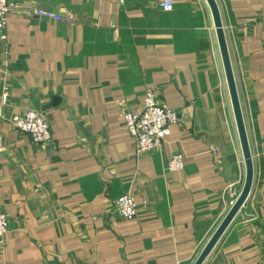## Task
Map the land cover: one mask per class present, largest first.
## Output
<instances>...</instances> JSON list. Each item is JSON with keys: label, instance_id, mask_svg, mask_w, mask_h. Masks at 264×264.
Listing matches in <instances>:
<instances>
[{"label": "crops", "instance_id": "crops-1", "mask_svg": "<svg viewBox=\"0 0 264 264\" xmlns=\"http://www.w3.org/2000/svg\"><path fill=\"white\" fill-rule=\"evenodd\" d=\"M215 1L253 175L201 264H264V0ZM18 2L0 41V204L10 215L0 264H193L245 180L207 1L174 0L171 11L158 0ZM149 86L182 119L160 150L138 153L121 108L140 111ZM26 109L49 119L44 150L9 121ZM178 150L184 166L168 171ZM125 193L138 207L131 219L111 213Z\"/></svg>", "mask_w": 264, "mask_h": 264}, {"label": "built area", "instance_id": "built-area-1", "mask_svg": "<svg viewBox=\"0 0 264 264\" xmlns=\"http://www.w3.org/2000/svg\"><path fill=\"white\" fill-rule=\"evenodd\" d=\"M173 5L174 0H158V6L164 11H171ZM20 8L21 4L18 0H0V41L6 39L8 13L12 10L19 11ZM39 13L49 20L64 19L61 14L47 9L39 10ZM66 17L67 19L72 18L71 15ZM260 21L264 26V14L261 15ZM6 97L7 92H4L2 99L4 100ZM142 106L140 111L122 106L123 125L133 139L136 152L149 153L160 150L165 138L170 133V126L181 122V115L178 110L167 106L161 101L155 86L146 88L142 97ZM9 121L19 132L29 135L38 150H44L52 141L49 119L42 111L26 109L20 113L12 114ZM183 166L184 153L180 150L175 151L167 159L166 167L168 171L180 170ZM111 205V213H115L124 219L134 218L138 214V207L133 197L128 193L113 199ZM9 225L10 215L0 204L1 249L5 244V235L9 230Z\"/></svg>", "mask_w": 264, "mask_h": 264}, {"label": "water", "instance_id": "water-1", "mask_svg": "<svg viewBox=\"0 0 264 264\" xmlns=\"http://www.w3.org/2000/svg\"><path fill=\"white\" fill-rule=\"evenodd\" d=\"M211 13L213 17L215 32L218 40L219 50L222 58V64L224 68V73L226 77V82L229 89L231 104L233 108V113L236 121V126L238 130V136L241 144L242 154L244 158L245 163V180L243 187L234 200L233 204L231 205L229 211L223 218V220L220 222V224L217 226L214 233L211 235L209 240L206 242L202 250L200 251L199 255L193 262V264H201L202 261L205 259V257L208 255V253L211 251L215 243L218 241L219 237L223 233V231L226 229L234 215L238 212V210L243 205L252 184V175H253V166H252V158L250 154L248 139L246 135V130L244 126V121L242 117V112L240 108V102L238 99L236 84L233 76L232 66L230 62V57L228 53V48L226 44V39L224 35V31L222 28L220 13L218 10V6L215 0H206Z\"/></svg>", "mask_w": 264, "mask_h": 264}]
</instances>
